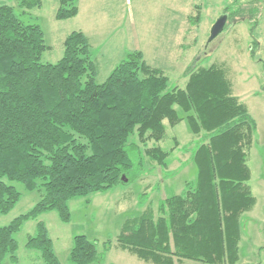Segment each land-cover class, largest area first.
Returning a JSON list of instances; mask_svg holds the SVG:
<instances>
[{
  "label": "trees",
  "instance_id": "16d2710c",
  "mask_svg": "<svg viewBox=\"0 0 264 264\" xmlns=\"http://www.w3.org/2000/svg\"><path fill=\"white\" fill-rule=\"evenodd\" d=\"M17 2L24 12L41 8L40 0ZM77 15V0H58L56 20ZM235 18L247 17L227 15L234 24ZM190 21L199 22L200 13ZM48 49L39 25L25 24L12 7L0 5V215L20 200L10 183L40 193L28 213L0 226V264L6 256L16 263L15 235L25 222L55 212L69 223L71 199L110 190L122 177L140 179L138 147H144L146 160L167 170L174 148L148 144L161 143L166 126L183 120L199 139L191 156L195 176L180 194L126 221L119 249L146 264H237L240 218L256 205L248 158L257 127L234 96L225 69L187 68L185 87L168 89L164 71L133 51L98 83V64L84 33L65 38L55 64L41 61ZM132 137L137 145L129 143ZM25 247L38 252L43 264H60L41 222ZM69 258L73 264L102 261L85 236L73 239Z\"/></svg>",
  "mask_w": 264,
  "mask_h": 264
},
{
  "label": "rangeland",
  "instance_id": "374dc122",
  "mask_svg": "<svg viewBox=\"0 0 264 264\" xmlns=\"http://www.w3.org/2000/svg\"><path fill=\"white\" fill-rule=\"evenodd\" d=\"M40 1L41 8L25 12L18 7L17 0H0V5L12 7L25 24L41 27L49 47L42 56L43 63L59 61L65 38L80 31L88 37L92 58L98 64V83L104 82L133 51L142 52L150 66L164 71L168 89L185 87L187 79L183 74L187 68L219 65L225 69L234 96L247 106L257 127L248 158L249 185L256 205L240 218L237 264H264V0H77L78 15L62 21L55 19L58 0ZM197 12L200 21H190ZM225 13H243L247 18L242 22L235 18L236 24L227 20L223 32L209 43L215 21ZM129 143L137 145L136 138H130ZM198 143L185 120L173 128L167 125L165 139L159 144H148L165 151L174 148L167 170L146 160L142 154L144 147H138L143 157L140 179L71 199L69 223H62L55 212L25 222L15 235V264H43L38 252L25 247L28 237L36 235L38 222L47 228L60 264H73L69 254L76 236H85L97 245L102 261L92 264H146L121 251L117 237L123 224L140 216L149 204L155 208L166 196L182 192L185 182L196 173L191 156ZM10 184L20 193V200L8 214L0 215V226L28 213L40 200L38 191L29 192L16 182ZM2 264L13 263L6 256Z\"/></svg>",
  "mask_w": 264,
  "mask_h": 264
},
{
  "label": "water",
  "instance_id": "95a60500",
  "mask_svg": "<svg viewBox=\"0 0 264 264\" xmlns=\"http://www.w3.org/2000/svg\"><path fill=\"white\" fill-rule=\"evenodd\" d=\"M226 21H227V15H222L215 21L210 32L209 43L214 41L216 38H218V36L223 32L224 27L226 25ZM122 181L126 182V179L122 177Z\"/></svg>",
  "mask_w": 264,
  "mask_h": 264
},
{
  "label": "crops",
  "instance_id": "0c3cea01",
  "mask_svg": "<svg viewBox=\"0 0 264 264\" xmlns=\"http://www.w3.org/2000/svg\"><path fill=\"white\" fill-rule=\"evenodd\" d=\"M241 241V240H240ZM240 251V250H239Z\"/></svg>",
  "mask_w": 264,
  "mask_h": 264
}]
</instances>
